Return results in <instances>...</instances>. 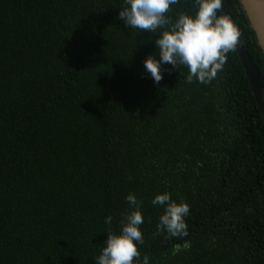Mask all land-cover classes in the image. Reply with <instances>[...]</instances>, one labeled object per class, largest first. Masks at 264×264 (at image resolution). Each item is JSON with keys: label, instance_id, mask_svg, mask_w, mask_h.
<instances>
[{"label": "trees", "instance_id": "1", "mask_svg": "<svg viewBox=\"0 0 264 264\" xmlns=\"http://www.w3.org/2000/svg\"><path fill=\"white\" fill-rule=\"evenodd\" d=\"M222 2L264 79L241 0ZM123 6L0 0V264H95L130 193L150 264H264V116L236 48L207 84L167 64L154 84L158 34ZM163 192L189 206L186 235L156 234Z\"/></svg>", "mask_w": 264, "mask_h": 264}, {"label": "clouds", "instance_id": "2", "mask_svg": "<svg viewBox=\"0 0 264 264\" xmlns=\"http://www.w3.org/2000/svg\"><path fill=\"white\" fill-rule=\"evenodd\" d=\"M193 11H177L167 15L172 6L184 7L183 0H125L118 18L127 28L156 35L155 51L143 60V68L154 84L162 79V65L176 70L177 65L187 69L185 80L207 84L216 77L226 62L227 54L238 44L240 31L231 17L221 11L222 0H190ZM151 40V37H149ZM155 54V55H154ZM131 211L123 216L118 232L106 231L95 264H150L148 255H141L137 245L143 244L139 226L144 222L140 202L135 195L125 197ZM153 206H162L156 234L161 231L171 237L187 234L185 217L189 206L170 199L168 192L158 193L151 200ZM112 216L104 223L109 227Z\"/></svg>", "mask_w": 264, "mask_h": 264}, {"label": "water", "instance_id": "3", "mask_svg": "<svg viewBox=\"0 0 264 264\" xmlns=\"http://www.w3.org/2000/svg\"><path fill=\"white\" fill-rule=\"evenodd\" d=\"M241 2L264 53V0H241ZM221 11L228 15L224 9L223 2ZM235 48L244 67L258 107L264 116V79L262 74L252 55L243 46L240 39Z\"/></svg>", "mask_w": 264, "mask_h": 264}]
</instances>
